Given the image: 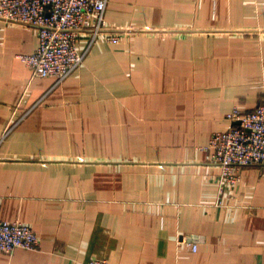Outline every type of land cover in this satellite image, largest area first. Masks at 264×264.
Segmentation results:
<instances>
[{
    "label": "crops",
    "instance_id": "obj_1",
    "mask_svg": "<svg viewBox=\"0 0 264 264\" xmlns=\"http://www.w3.org/2000/svg\"><path fill=\"white\" fill-rule=\"evenodd\" d=\"M104 20L118 42L80 34L57 86L16 58L35 32L0 22V220L38 238L0 264H264V165L218 193L207 148L264 100V0H107Z\"/></svg>",
    "mask_w": 264,
    "mask_h": 264
},
{
    "label": "built area",
    "instance_id": "obj_2",
    "mask_svg": "<svg viewBox=\"0 0 264 264\" xmlns=\"http://www.w3.org/2000/svg\"><path fill=\"white\" fill-rule=\"evenodd\" d=\"M107 0H0V22L32 29L36 48L16 58L36 78H52L59 85L82 65L87 47L79 50L76 39L89 36L88 45L98 37L116 44L117 34H105L104 9ZM224 120L239 125L214 132L207 143L209 156L218 168V193L240 180L242 167L264 165V100L251 112L237 106L225 114ZM19 121V120H18ZM12 123L11 125H13ZM11 125L4 131L7 132ZM38 238L31 228L19 221L0 220V252L15 248L33 250ZM192 250L193 243H189ZM85 264H108L104 258H92Z\"/></svg>",
    "mask_w": 264,
    "mask_h": 264
},
{
    "label": "water",
    "instance_id": "obj_3",
    "mask_svg": "<svg viewBox=\"0 0 264 264\" xmlns=\"http://www.w3.org/2000/svg\"><path fill=\"white\" fill-rule=\"evenodd\" d=\"M234 125H235V126L239 125V122H234Z\"/></svg>",
    "mask_w": 264,
    "mask_h": 264
}]
</instances>
